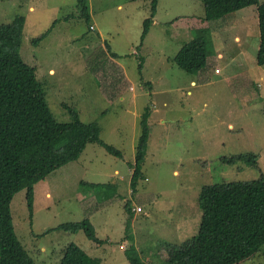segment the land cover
<instances>
[{"label":"rangeland","instance_id":"obj_1","mask_svg":"<svg viewBox=\"0 0 264 264\" xmlns=\"http://www.w3.org/2000/svg\"><path fill=\"white\" fill-rule=\"evenodd\" d=\"M151 4L88 0L85 14L79 0H0V24L27 20L22 57L36 69L56 120L71 122L76 112L82 122L96 123L102 142L122 156L88 145L79 161L35 186L33 214L28 190L16 195L13 224L36 264H60L71 244L102 264H133L126 254L133 248L143 264H165V244L180 246L198 236L206 186L264 174L257 6L204 23V2L158 0L143 39ZM49 31L36 46L34 40ZM203 32L209 64L191 76L174 59ZM145 119L148 152L136 193L132 165ZM247 153L258 156L261 171L223 161ZM85 220L102 246L83 232L57 231ZM244 264H264V250Z\"/></svg>","mask_w":264,"mask_h":264},{"label":"trees","instance_id":"obj_2","mask_svg":"<svg viewBox=\"0 0 264 264\" xmlns=\"http://www.w3.org/2000/svg\"><path fill=\"white\" fill-rule=\"evenodd\" d=\"M88 0H79L88 13ZM152 1V15L144 21L143 39L149 33L157 13L158 0ZM206 7L203 22H214L250 6H257L259 48L257 66L264 68V2L259 0H200ZM27 20L18 16L9 24H0V264H36L20 242L13 224L11 204L18 193L28 190L29 207L33 214L35 186L51 175L79 161L90 144L105 149L117 158L121 154L100 139L96 123H84L71 111V122H59L46 100L36 69L22 57ZM56 23L52 26L54 27ZM34 40L38 46L49 35ZM208 34L190 41L181 48L174 64L191 76H199L209 64ZM145 118V117H144ZM143 134L132 178L138 192L143 164L148 152L149 131L143 120ZM227 165L244 162L261 171L256 154L225 157ZM82 184V183H81ZM136 192V193H137ZM203 211L197 237L180 246L167 247L165 264H244L264 250V174L252 181L217 183L206 186L200 198ZM133 214L131 203L126 206ZM57 231L71 234L83 232L95 245L102 246L87 221L60 225ZM131 238V237H130ZM131 240V239H130ZM127 251L133 264H143ZM60 264H102L90 258L77 245L71 244Z\"/></svg>","mask_w":264,"mask_h":264},{"label":"crops","instance_id":"obj_3","mask_svg":"<svg viewBox=\"0 0 264 264\" xmlns=\"http://www.w3.org/2000/svg\"><path fill=\"white\" fill-rule=\"evenodd\" d=\"M192 85H196V83L195 82H192ZM117 173H118V171H117Z\"/></svg>","mask_w":264,"mask_h":264}]
</instances>
